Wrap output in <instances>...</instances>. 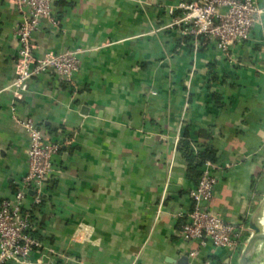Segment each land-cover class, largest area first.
<instances>
[{
	"label": "crops",
	"instance_id": "0c3cea01",
	"mask_svg": "<svg viewBox=\"0 0 264 264\" xmlns=\"http://www.w3.org/2000/svg\"><path fill=\"white\" fill-rule=\"evenodd\" d=\"M196 1H59V24L43 20L33 43L38 56L80 49L75 85L50 72L14 97L20 14L0 0V202L28 171L19 120L71 139L42 202L26 199L41 246L29 263L3 264H239L242 251L182 235L195 187L179 150L186 127L218 150L213 211L244 226L245 245L252 220L264 231V14L224 54L181 33L182 4Z\"/></svg>",
	"mask_w": 264,
	"mask_h": 264
},
{
	"label": "built area",
	"instance_id": "2783aa9c",
	"mask_svg": "<svg viewBox=\"0 0 264 264\" xmlns=\"http://www.w3.org/2000/svg\"><path fill=\"white\" fill-rule=\"evenodd\" d=\"M20 14L15 34L19 42L17 74L10 85L14 97L27 90L32 77L54 72L58 80L75 85L80 71V49L48 51L40 56L35 53L33 36L43 20L59 24L56 5L61 0H11ZM185 13L177 20L183 35L203 37L211 41L224 54L235 45L252 38L264 9L258 0H198L184 3ZM29 134L28 171L11 197L0 202V264L9 262L29 263L41 241L32 232L38 229L32 208L27 207L28 192H35L34 204H40L48 180L56 171L55 160L60 156L63 141L48 140L33 118L19 120ZM217 164L208 160L199 183L190 195L193 208L182 226L186 239L199 240L203 245L230 251L244 248L243 229L239 223L225 221L213 211L212 202L219 178L214 174ZM196 252H191L195 255Z\"/></svg>",
	"mask_w": 264,
	"mask_h": 264
},
{
	"label": "trees",
	"instance_id": "16d2710c",
	"mask_svg": "<svg viewBox=\"0 0 264 264\" xmlns=\"http://www.w3.org/2000/svg\"><path fill=\"white\" fill-rule=\"evenodd\" d=\"M61 2V1H60ZM190 36L185 39H189ZM205 41L206 39L203 38ZM213 99L219 103L222 100L221 95L215 94ZM185 140L179 146V150L187 162V175L190 180H192L195 186L199 183V180L203 173V167L208 160L217 161L218 160V150L209 142L205 143H197L195 142L191 136L190 131L186 127L185 131ZM196 146V147H195ZM195 147V148H194ZM34 213V210H32ZM35 219V218H34ZM34 236H36V232H32Z\"/></svg>",
	"mask_w": 264,
	"mask_h": 264
},
{
	"label": "water",
	"instance_id": "95a60500",
	"mask_svg": "<svg viewBox=\"0 0 264 264\" xmlns=\"http://www.w3.org/2000/svg\"><path fill=\"white\" fill-rule=\"evenodd\" d=\"M250 226L254 230V233L245 245L239 264H249V254L252 252V248L255 247V242L260 238L264 240V231L261 230L260 226L254 220L250 222ZM257 264H264V257Z\"/></svg>",
	"mask_w": 264,
	"mask_h": 264
},
{
	"label": "rangeland",
	"instance_id": "374dc122",
	"mask_svg": "<svg viewBox=\"0 0 264 264\" xmlns=\"http://www.w3.org/2000/svg\"><path fill=\"white\" fill-rule=\"evenodd\" d=\"M264 213V208L263 211L261 212V214ZM247 244V243H246ZM245 248V246H244ZM243 248V250H244ZM242 250V252H243ZM242 256V253H241ZM264 257V242L255 247L252 248V252L249 254V264H256L257 262H259L262 258Z\"/></svg>",
	"mask_w": 264,
	"mask_h": 264
},
{
	"label": "bare ground",
	"instance_id": "6f19581e",
	"mask_svg": "<svg viewBox=\"0 0 264 264\" xmlns=\"http://www.w3.org/2000/svg\"><path fill=\"white\" fill-rule=\"evenodd\" d=\"M261 224H262V227L264 228V214H263V217L261 218ZM264 242V240L262 238L258 239L256 242H255V246L261 244ZM257 264V263H256Z\"/></svg>",
	"mask_w": 264,
	"mask_h": 264
}]
</instances>
